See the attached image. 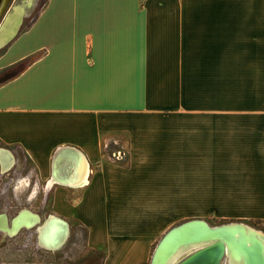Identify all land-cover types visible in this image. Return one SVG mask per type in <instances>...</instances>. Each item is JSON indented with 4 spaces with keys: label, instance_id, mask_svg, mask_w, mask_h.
Here are the masks:
<instances>
[{
    "label": "crops",
    "instance_id": "1",
    "mask_svg": "<svg viewBox=\"0 0 264 264\" xmlns=\"http://www.w3.org/2000/svg\"><path fill=\"white\" fill-rule=\"evenodd\" d=\"M0 69L1 143L47 185L86 163L47 187L102 264H147L188 178L264 218V0H47Z\"/></svg>",
    "mask_w": 264,
    "mask_h": 264
},
{
    "label": "rangeland",
    "instance_id": "2",
    "mask_svg": "<svg viewBox=\"0 0 264 264\" xmlns=\"http://www.w3.org/2000/svg\"><path fill=\"white\" fill-rule=\"evenodd\" d=\"M47 0H36L35 7L26 15L21 31L31 25L35 15L45 5ZM18 0H9L6 8L0 17V28L2 21L6 18L11 9L14 8ZM3 48L0 49V53ZM14 71L0 69V81L10 76ZM0 147L7 148L0 141ZM16 159V165L12 169L3 173L0 171V214L6 213L9 217H14L23 209H30L40 214L42 221L50 215H56L65 220L69 225V236L64 246L58 250L43 248L37 241L36 228L22 229V232L15 238L8 240L5 245L6 233L0 231V264H102L104 254L93 252L87 246V231L76 222L70 221L67 217L57 215L52 212V190L47 186L48 182L40 180L32 162L25 158L19 148L11 149ZM114 157L116 155L113 154ZM126 157V156H125ZM123 157L121 164L126 163ZM175 181V180H174ZM216 181V180H215ZM221 180L216 182L214 188L225 194L226 188L220 186ZM175 182L172 184V191ZM187 186L184 189L185 194H167L164 197V205L174 206L177 210L172 211L171 221L156 232L152 237L149 258L147 264H151L154 252L161 241V237L171 227L192 220L203 219L212 226H220L230 223H245L256 229L264 231V218L243 214L242 204L239 201L228 202L226 195L215 194L211 191L212 185L210 180H198L188 178ZM80 194L75 195V198ZM74 197V195H73ZM166 198V200H165ZM163 205V207H164ZM46 217V218H45ZM5 234V235H4ZM14 236V235H11ZM39 239V238H38ZM5 242V243H4ZM47 249V250H46ZM225 260V259H224ZM222 264H226V260Z\"/></svg>",
    "mask_w": 264,
    "mask_h": 264
},
{
    "label": "bare ground",
    "instance_id": "3",
    "mask_svg": "<svg viewBox=\"0 0 264 264\" xmlns=\"http://www.w3.org/2000/svg\"><path fill=\"white\" fill-rule=\"evenodd\" d=\"M8 1L9 0H5L0 10V17L4 12ZM35 5L36 0H18L14 8L10 10L0 28V49L6 47L19 34V30L24 24L26 15L35 7ZM0 150H3V147H0ZM10 155H12L11 152ZM10 155L5 153V151H0V164L2 165L3 173L12 169L16 165L17 158H14V155L10 157ZM82 166V170L81 166L76 168L73 177L67 175V178H64L56 174L53 180L50 179V182H54L55 180L56 182H64L69 185L72 179H76L78 182L82 179V183L84 182V174H86V163ZM201 222L202 224H193V226L185 227L183 230H180V232L176 231L172 233V237L170 236L167 239L166 243H164V247L160 248V250L158 249L159 252L154 264H179L181 256L183 257L185 255L187 258L198 249L212 244L217 240L226 244L227 250L222 262L225 259L226 261H224L226 264H264V251L260 250V243H263L264 245V231L245 223H230L232 226L242 227L244 231L243 234H245L244 237H248V239L243 238L238 246H233L227 240L233 239L231 236L234 231L225 230V228H227L225 226H211L204 221ZM23 227H37L39 232L38 242L40 246L51 250L62 248L69 236L68 223L56 215H50L46 220L42 221L40 214L30 209H23L15 216V218L13 217V222L10 224L8 215L6 213L0 214V231L6 234L15 235ZM211 235L218 237H210L205 240H196L194 242L192 241L197 238Z\"/></svg>",
    "mask_w": 264,
    "mask_h": 264
},
{
    "label": "water",
    "instance_id": "4",
    "mask_svg": "<svg viewBox=\"0 0 264 264\" xmlns=\"http://www.w3.org/2000/svg\"><path fill=\"white\" fill-rule=\"evenodd\" d=\"M5 0H0V10L4 4ZM3 22V21H2ZM1 24V23H0ZM21 32V29L19 30V33ZM72 151V148H64V149H60L58 150V152L56 153L55 155V159L56 158H62V155L64 154V151ZM0 151H5V153H8L10 155V152L9 150H7L6 148H3V150H0ZM73 151H76V150H73ZM77 152V151H76ZM3 153V152H2ZM12 154V153H11ZM13 155V154H12ZM10 155V157L12 156ZM2 165L0 164V171H2ZM54 167L57 169V165L54 164ZM85 171V170H84ZM74 174H72V176L70 177H73ZM64 178H67V177H64ZM70 181V180H69ZM82 181V179H81ZM78 182V180L76 179H72V181H70V184L71 185H77V184H80L81 183ZM63 182V181H62ZM68 182V181H67ZM50 183V182H49ZM63 184H66L63 182ZM201 221H204L206 222L205 220L203 219H192V220H188V221H185L181 224H179V226H175L173 228H171L165 235L164 237L161 239V241L159 242L155 252H154V255H153V258H152V262L157 254V250L162 246V244L164 243V241L174 232H178L180 230H183L185 227H189V226H193V224H202ZM207 223V222H206ZM208 224V223H207ZM209 225V224H208ZM220 226H225L227 228H225V230H229V231H234V233L232 234L231 237H233V239H228L227 241L230 242L231 245L233 246H238V244L241 242V240L243 238L245 239H248V237H244L245 234L244 231H243V228L240 227V226H232L231 224H225V225H220ZM229 227V228H228ZM223 228V227H222ZM211 229V228H210ZM209 229V230H210ZM241 232V233H240ZM239 235V236H238ZM210 237H218V236H214V235H211V236H205V237H201V238H197V239H194L192 240L193 242L194 241H200V240H205V239H208ZM226 244L220 240H217L215 242H213L212 244H209L203 248H200L198 249L197 251H195L194 253L190 254L187 258H185L182 262H180L179 264H221L222 262V259L224 257V255L226 254ZM260 250L261 251H264V245L263 243L261 244L260 243ZM151 262V264H153Z\"/></svg>",
    "mask_w": 264,
    "mask_h": 264
},
{
    "label": "flooded vegetation",
    "instance_id": "5",
    "mask_svg": "<svg viewBox=\"0 0 264 264\" xmlns=\"http://www.w3.org/2000/svg\"><path fill=\"white\" fill-rule=\"evenodd\" d=\"M1 213V212H0ZM9 216V215H8ZM12 222H13V217H9V223L10 224H12ZM22 229H24V230H26L27 228H25V227H23ZM22 229H20L18 232H17V234H15L14 236H11L10 234H7V235H5V245L8 243V240L9 239H11V238H15V237H17L18 235H19V233L20 232H22ZM36 233H37V235H36V237H37V241H38V237H39V232H38V229H37V227H36ZM67 239H68V237H67ZM67 241V240H66ZM42 247V246H41ZM2 248V247H1ZM0 248V249H1ZM44 248V247H43ZM45 249V248H44ZM47 250V249H46ZM48 251H51L52 252V250H48Z\"/></svg>",
    "mask_w": 264,
    "mask_h": 264
}]
</instances>
